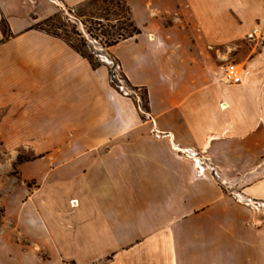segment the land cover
<instances>
[{
  "label": "crops",
  "instance_id": "0c3cea01",
  "mask_svg": "<svg viewBox=\"0 0 264 264\" xmlns=\"http://www.w3.org/2000/svg\"><path fill=\"white\" fill-rule=\"evenodd\" d=\"M125 2L140 33L109 53L146 89L149 116L105 66L39 27L52 8L0 0V138L46 150L20 168L25 183L38 181L24 202L36 215L27 255L35 264H264V213L185 155L210 160L223 178L253 170L245 193L264 202V169L254 170L264 160V0L241 1L258 6L257 45L236 44L240 20L224 19V0ZM122 46L147 57L124 59ZM230 63L240 83L224 81Z\"/></svg>",
  "mask_w": 264,
  "mask_h": 264
},
{
  "label": "rangeland",
  "instance_id": "374dc122",
  "mask_svg": "<svg viewBox=\"0 0 264 264\" xmlns=\"http://www.w3.org/2000/svg\"><path fill=\"white\" fill-rule=\"evenodd\" d=\"M231 1L233 2L224 0L222 9L224 19L240 20L237 23L239 35L236 44L257 45L260 37L251 40L246 37V33L256 23L254 15L258 6H246L241 2L244 0ZM29 4L31 7L44 5L52 8L50 17L39 21L38 25L71 41L73 45L91 56L95 66H105L112 87L121 95L132 99L144 116H149L146 89L132 85L122 70L120 61L103 46L111 39L117 38L119 33H126L121 30L123 26L127 27L122 19L123 16H127L122 0H87L76 6H68L60 0H29ZM256 25L259 29L262 28L261 24ZM118 50L124 59H131L135 54L147 57L143 51H136L131 47L122 46ZM44 151L46 150L7 148L0 138V264H35L27 255V251L36 247L28 240V232H31V229L27 227L28 224H33L36 215L31 214L24 202L29 194L28 188L35 189L38 181L34 178L25 183L21 178L20 168L22 162L36 160L38 154ZM185 153L193 157L192 162L200 174L215 179L233 200L264 213V202L251 200L245 193L251 181L248 177L253 170L223 178L210 160H200L197 154ZM257 167H259L257 171H260L261 167L264 169V160H260L254 170ZM262 173L261 175H264V171Z\"/></svg>",
  "mask_w": 264,
  "mask_h": 264
},
{
  "label": "trees",
  "instance_id": "16d2710c",
  "mask_svg": "<svg viewBox=\"0 0 264 264\" xmlns=\"http://www.w3.org/2000/svg\"><path fill=\"white\" fill-rule=\"evenodd\" d=\"M122 1L124 2L125 8H126V12H127V16H126V15L123 16L122 19H123L124 24L127 25V27H124V26H123V27L121 28V30L124 31V32H126V33H125V34H123V33H119V35H118L117 38H113V39H111L109 42H106V43L103 45V46L105 47L106 51H110V48H111L112 46L118 44L121 40L126 39V38H128V37H132V36H134V35L140 33V29L134 24V22H133V20H132V18H131V11H130L129 6H128L127 3L125 2V0H122ZM85 2H86V1H85ZM82 3H84V2H82ZM39 27L42 28L40 25H39ZM42 29L47 30V29H45V28H42ZM47 31H49V30H47ZM49 32H51V31H49ZM51 33H53V34H55V35H58V36H61V35H60L59 33H57V32H51ZM61 37H63V36H61ZM63 38H64V39H65V40H66L71 46H73L74 49H76L81 55L87 57V58L92 62V64H94L93 61H92V58H91V56H90L89 54L85 53V52H84L82 49H80L79 47L73 45V44L71 43V41H69V40L66 39L65 37H63ZM92 51H93L95 54L97 53V51H95V50H92Z\"/></svg>",
  "mask_w": 264,
  "mask_h": 264
},
{
  "label": "built area",
  "instance_id": "2783aa9c",
  "mask_svg": "<svg viewBox=\"0 0 264 264\" xmlns=\"http://www.w3.org/2000/svg\"><path fill=\"white\" fill-rule=\"evenodd\" d=\"M247 37L251 40L260 37V29L258 27H254ZM223 79L228 83H240L242 80V72L238 68V65L230 63L225 66Z\"/></svg>",
  "mask_w": 264,
  "mask_h": 264
},
{
  "label": "bare ground",
  "instance_id": "6f19581e",
  "mask_svg": "<svg viewBox=\"0 0 264 264\" xmlns=\"http://www.w3.org/2000/svg\"><path fill=\"white\" fill-rule=\"evenodd\" d=\"M241 66H238V68H240Z\"/></svg>",
  "mask_w": 264,
  "mask_h": 264
}]
</instances>
